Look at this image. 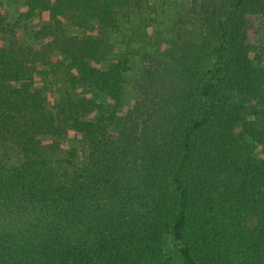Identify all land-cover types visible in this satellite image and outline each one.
Wrapping results in <instances>:
<instances>
[{"label":"trees","instance_id":"obj_1","mask_svg":"<svg viewBox=\"0 0 264 264\" xmlns=\"http://www.w3.org/2000/svg\"><path fill=\"white\" fill-rule=\"evenodd\" d=\"M182 1L24 0L11 22L0 0V264H264V0ZM159 12L176 55L150 51Z\"/></svg>","mask_w":264,"mask_h":264},{"label":"rangeland","instance_id":"obj_2","mask_svg":"<svg viewBox=\"0 0 264 264\" xmlns=\"http://www.w3.org/2000/svg\"><path fill=\"white\" fill-rule=\"evenodd\" d=\"M166 1V0H165ZM169 1L172 5L170 6L169 10L171 12H174L175 9L178 10L179 12L186 10L187 7L184 9L185 5L183 4L182 0H167ZM3 2L7 5L8 9H9V20L11 22H15L20 14V11L23 9V2L24 0H3ZM183 7V8H182ZM176 12V13H179ZM173 13H167L165 15L161 14L159 12V15H152L149 16L147 19V24H154L157 23V27L160 31H162L165 27V32H159L158 34V38L153 37V40L151 41L153 43V47L151 48L150 51H159V50H163L164 47H168V49H170L175 55L177 54V47L174 46L172 43H170V41L167 40V35H172L173 38L176 37L175 35V30L177 29L176 26V21H178L179 16H173L171 15ZM46 20L45 16H42V18H38L35 19V22L33 21H29V22H22L21 26H18L17 28V33L21 36L23 41H28L29 40V36L32 34L33 31L37 30L40 27V24L43 23V21ZM257 29L259 28L260 30V38L257 42V54L261 55L262 57H264V36H263V29L262 26L260 25V22L257 21ZM68 33L71 35H77V36H84V32L78 28L75 27H68ZM188 37V36H186ZM140 38L131 40L132 43L141 45L142 42H139ZM164 39V40H163ZM185 40H189V38H186ZM115 45V44H114ZM148 46V45H147ZM149 47V46H148ZM150 49V48H149ZM136 50L138 51H143L142 52H127L125 50V48L119 44L115 45V52L113 53L114 57H119L124 53H128L129 54V59H130V66L132 69H136L138 70L139 68H141L142 63H144V61H146V54L144 53L145 51L148 50H142L141 48L137 47ZM149 52V51H148ZM188 55V50H184L181 58L179 59V62L181 61H186L189 57ZM148 59V57H147ZM142 62V63H141ZM149 67H154L157 68V62L155 61H151L148 63ZM154 71V69L152 70ZM173 72V70H171ZM128 77L130 80L127 81V83L125 84V91L128 94L127 96V100L125 101V108L129 109L130 106L133 105L135 99L138 96V86H134V82L131 83V72L128 74ZM166 77H168L169 79V84L167 86H165L164 88L167 90H173V87L176 86L177 84V80L173 79V77H171L170 75H166ZM61 81L57 76L54 75H49L45 76L43 78V80H36V83L39 84V86H43L46 88V91L49 95V100L50 102L53 101V96L52 95V91L56 89V87L60 88V87H64L65 85L61 84L56 86L55 83L56 82ZM57 88V89H58ZM168 91V90H167ZM169 92V91H168ZM172 96L174 95L173 93H171ZM173 102L175 103L177 98H173L172 99ZM50 105V104H49ZM125 109V110H126ZM62 145H64V147H68V146H76L82 149H87L86 148V142L83 139L82 135L80 134H75L73 132H71L69 134V138H67L66 141H62ZM177 245L176 243L172 240L169 239L167 241L166 244V252L171 255L174 254L177 251Z\"/></svg>","mask_w":264,"mask_h":264}]
</instances>
